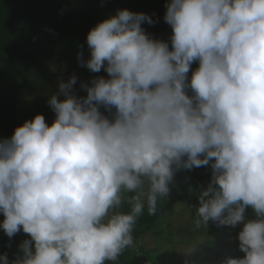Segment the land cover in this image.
I'll use <instances>...</instances> for the list:
<instances>
[{
  "label": "clouds",
  "instance_id": "obj_1",
  "mask_svg": "<svg viewBox=\"0 0 264 264\" xmlns=\"http://www.w3.org/2000/svg\"><path fill=\"white\" fill-rule=\"evenodd\" d=\"M164 21L171 49L145 13L97 23L77 59L108 78L81 82V97L73 75L48 100L51 125L37 114L0 140V229L30 237L2 264L115 262L145 207L155 215L175 174L201 166L196 227L243 223L244 257L222 264H264V0H171ZM247 207L260 219L244 222Z\"/></svg>",
  "mask_w": 264,
  "mask_h": 264
},
{
  "label": "trees",
  "instance_id": "obj_2",
  "mask_svg": "<svg viewBox=\"0 0 264 264\" xmlns=\"http://www.w3.org/2000/svg\"><path fill=\"white\" fill-rule=\"evenodd\" d=\"M170 2L171 0H0V124L4 138L11 137L15 128L26 121L27 116L29 118L30 115L33 117L37 114L43 115L44 111L48 110L50 112L48 117H53V121L55 119V113L48 104L50 98L33 107V113L19 110L18 100L9 90L1 86L4 78H19L32 73L34 69L37 73L40 71L44 74L42 70L46 61L49 63L60 60L66 66L59 73V77L57 78L55 74L48 76V80L52 82L53 95L59 92L61 82L67 83L70 77L75 75L77 77V83L73 86L75 94L86 96V91L80 88L81 82L90 84V81L97 76L108 78V74L103 69L99 73H93L78 62L77 56L81 50L83 58L90 55L86 42L89 30L97 23L116 15L117 10L142 12L155 21L152 25L142 23L141 26L146 34L153 39L168 42L171 49L172 29L164 21L166 4ZM197 67L198 62H193L188 73L189 78ZM60 99L64 97L60 96ZM100 111L111 119L115 109L113 108L109 113L101 106ZM210 180V166L194 167L191 171H178L170 184L169 195L158 200L157 213L148 215L145 207L144 214L137 220L133 232V246H137V250H134L133 246L128 247L120 254L117 261H106L105 264H154L155 251L144 245V237L152 231L159 230L158 222L161 215L166 213L172 215L173 205L177 202H186L191 209L195 208L193 214L196 217L198 197ZM120 210L128 211L129 205L123 204ZM247 215H252L254 220L260 219L252 208L244 213V222L248 221ZM3 219L0 218V222ZM205 226L209 235L228 232L231 235L232 245H239L237 235L243 223L231 227L221 226L218 222L209 220ZM195 230L198 232L196 225ZM25 239L30 237L22 231L9 238L0 229V255L7 253L9 260L18 255L22 256L18 246ZM213 240L215 238H210L207 243L209 249L214 245ZM9 243L11 247H8ZM244 255L238 248L226 259L243 258ZM210 256L211 250L205 256L207 261L203 264H222L226 260L218 262ZM145 257L148 260H143Z\"/></svg>",
  "mask_w": 264,
  "mask_h": 264
},
{
  "label": "rangeland",
  "instance_id": "obj_3",
  "mask_svg": "<svg viewBox=\"0 0 264 264\" xmlns=\"http://www.w3.org/2000/svg\"><path fill=\"white\" fill-rule=\"evenodd\" d=\"M89 57L90 55L85 56L83 59L87 60ZM65 66L64 62H60V60L49 63L46 61L42 70L44 74L40 71L37 73L36 69H34L32 73L19 78H4L1 86L9 90L13 94V97L18 100L17 108L19 110L33 113V107L39 102L48 100L53 95L52 82L48 80V76L50 77L55 74L58 78L59 73L63 71V67ZM49 114L50 112L47 110L44 111L43 116L46 122L51 125L53 117H48ZM33 118L30 115L25 120ZM3 139L5 138L0 124V140ZM193 210L195 208L193 209L192 207L191 209L186 202H177L173 205L172 215H168L167 213L161 215L158 222L159 230L156 232L152 231L144 237V245L150 250L155 251L154 264H203L207 261L205 256L207 253H210V250V257L221 262L231 256L234 250L239 248V245H232L231 235L228 232L209 235L205 225L196 227L198 229L197 232L194 225L197 218L194 216ZM250 210L251 207H247L245 212H249ZM0 218H4L3 214H0ZM246 220L254 219L252 215H247ZM210 238H215L211 249L207 246ZM133 247L134 250H137V246L134 245ZM143 260L146 261L148 258L145 257Z\"/></svg>",
  "mask_w": 264,
  "mask_h": 264
}]
</instances>
